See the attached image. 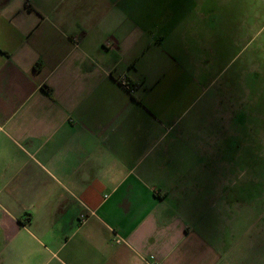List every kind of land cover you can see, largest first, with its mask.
<instances>
[{"label":"crops","instance_id":"crops-1","mask_svg":"<svg viewBox=\"0 0 264 264\" xmlns=\"http://www.w3.org/2000/svg\"><path fill=\"white\" fill-rule=\"evenodd\" d=\"M224 12L0 0V264H264L206 155L238 113L207 91L238 47Z\"/></svg>","mask_w":264,"mask_h":264},{"label":"rangeland","instance_id":"rangeland-1","mask_svg":"<svg viewBox=\"0 0 264 264\" xmlns=\"http://www.w3.org/2000/svg\"><path fill=\"white\" fill-rule=\"evenodd\" d=\"M224 13L236 16L237 50L226 52L208 76L215 81L207 91L223 93L224 101L237 97L238 113L221 130L217 153L207 148V159L220 157L223 202L251 236H264V0H222ZM249 26V30L247 29ZM229 53V54H228ZM209 161V160H208ZM214 164V163H213ZM214 167V165H212Z\"/></svg>","mask_w":264,"mask_h":264},{"label":"built area","instance_id":"built-area-1","mask_svg":"<svg viewBox=\"0 0 264 264\" xmlns=\"http://www.w3.org/2000/svg\"><path fill=\"white\" fill-rule=\"evenodd\" d=\"M106 45L108 46L109 44L108 43H106ZM119 83H120V85H121V87L124 89V90H126L127 92H132L133 91V87H132V85H130L125 79H121L120 81H119ZM2 129H1V127H0V131H1ZM146 264H149V263H147L146 262Z\"/></svg>","mask_w":264,"mask_h":264}]
</instances>
